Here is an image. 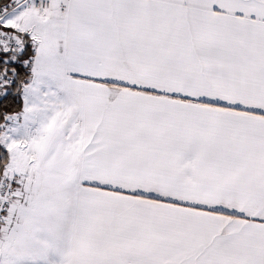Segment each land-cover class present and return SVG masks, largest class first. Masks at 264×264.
<instances>
[{
    "label": "snow or ice",
    "instance_id": "6c2138e0",
    "mask_svg": "<svg viewBox=\"0 0 264 264\" xmlns=\"http://www.w3.org/2000/svg\"><path fill=\"white\" fill-rule=\"evenodd\" d=\"M0 264H264V0H0Z\"/></svg>",
    "mask_w": 264,
    "mask_h": 264
}]
</instances>
